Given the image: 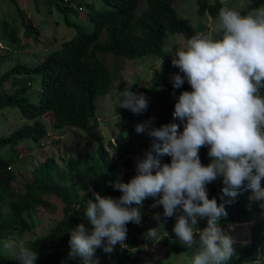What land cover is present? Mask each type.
Segmentation results:
<instances>
[{
    "label": "trees",
    "instance_id": "trees-1",
    "mask_svg": "<svg viewBox=\"0 0 264 264\" xmlns=\"http://www.w3.org/2000/svg\"><path fill=\"white\" fill-rule=\"evenodd\" d=\"M30 1L34 9L39 1L54 5L63 14V23L73 28V33L57 49L35 54L37 61L32 65L17 58H9L7 48L0 53V109L4 106L15 107L21 117L32 121L6 136H0V264H19L17 254L20 243L38 252L35 264H80L79 259L69 257L70 237L64 236L63 230L72 223L84 224L87 230L92 229L90 222L82 218L84 204L88 199H94L92 192L118 199L122 193L114 189L113 185L117 181L129 182L136 175L137 161L151 150L152 138L146 133L138 134L136 126L149 123L152 127L160 128L178 124L180 121L174 116V105L183 91H191L186 80L182 87L173 88V84L165 78L166 68L163 64L160 71L156 70L158 78L155 85L158 88L154 94L158 101L150 102L151 114L135 118L132 125L123 124L127 129L124 130L119 128L123 115L116 104L118 99L113 100L114 110L120 113L114 122L115 126H119L118 132L112 136L114 144L110 140L104 142L95 113L96 101L112 88L113 75L104 63L105 55L128 60L152 55L167 61L164 39L168 35L180 34L187 40L197 31L186 18L177 15L172 0H144L141 8V0ZM96 1L101 3L96 4ZM9 2L14 4L13 0ZM196 2L195 12L198 16L215 18L222 7L220 0ZM63 3L67 6H63ZM262 3L264 0H248L246 6L238 10L245 12ZM80 8L91 24L89 31L83 29L82 22L85 19L78 18L77 10ZM16 9V22L9 17L0 20V40L20 48L29 38L39 39V32ZM68 14L72 15V20ZM17 23L22 27V37L17 34ZM20 75L38 78L39 92L35 103L30 102L26 96L28 81L26 85L16 87V79ZM7 79H10L9 91L2 89ZM45 113L51 114L50 126L53 131L76 128L83 134L81 150L66 151L60 156L59 165L52 153L47 154L42 162L31 168L32 177L25 181L22 191L15 190L12 181L17 174L11 169V164L15 163V144L28 139L36 146H41L40 140L45 136L46 129L38 117ZM179 130L182 131L183 126ZM143 136L146 141L141 139ZM86 145L91 147L87 149ZM2 147H6V150H1ZM208 151L207 146L199 150L203 164L209 157ZM112 152L120 156L121 163L128 168L127 173L111 157ZM158 158L162 164L171 162L168 155ZM206 189L209 199L221 194L217 203L225 204L227 216L220 218L219 226L256 219L249 230L250 242L239 248L236 256L227 264H252L255 260L264 264V201L252 199L253 193L247 188L241 189L235 198L226 196L222 191V180L218 186ZM51 196L60 202L62 215L48 225L44 234L36 233L34 227L39 222L36 214L40 209L53 207L49 200ZM154 203L156 201L149 197L140 207L145 222L126 225L128 231L125 246H114L110 253L100 248L95 250L94 258L98 259L99 264H137L141 255H150L144 246L152 244L166 246L174 253H193L173 232L178 215L183 214L182 210L178 208L176 214L165 218L162 205L153 208ZM157 214L159 220L155 218ZM259 214L261 219L258 218ZM156 228H159V232H165L160 235L158 242L146 237L149 229ZM10 240L17 241V253L12 257H8L3 250L4 244ZM256 249L259 250L257 255Z\"/></svg>",
    "mask_w": 264,
    "mask_h": 264
},
{
    "label": "clouds",
    "instance_id": "clouds-1",
    "mask_svg": "<svg viewBox=\"0 0 264 264\" xmlns=\"http://www.w3.org/2000/svg\"><path fill=\"white\" fill-rule=\"evenodd\" d=\"M185 41L172 60L179 69L173 88L182 87L185 80L191 87L174 105V116L183 130L178 124L136 126L138 134L152 138L151 150L137 161L136 175L129 182L113 185L122 193L118 199L92 192L94 199L84 204L92 231L79 224L69 240V257L79 259L80 264H99L94 258L96 249L103 247L110 253L114 246L123 245L126 225L140 223V207L149 197L156 201L153 208L162 205L165 218L176 214L178 208L182 210L173 232L192 250L190 264H227L250 242L248 238L234 251L232 238L222 229L235 224L219 226L220 218L227 216L225 204L217 203L221 194L209 199L206 185L221 177L226 196L235 198L247 188L252 199L264 201V3L245 12L222 6L208 32H197ZM169 62L168 54L165 63ZM116 104L134 114L148 107L143 94L129 89L121 93ZM205 146L211 160L207 166L199 158V150ZM163 155L170 156L171 162L162 164L158 157ZM198 217L207 218L203 230L195 227ZM155 218L159 220V214ZM255 220L243 222L251 221L252 227ZM146 237L158 242L159 228L149 229ZM4 247L11 245L6 242ZM255 254H259L258 249ZM37 258V251L19 244V264H35Z\"/></svg>",
    "mask_w": 264,
    "mask_h": 264
},
{
    "label": "rangeland",
    "instance_id": "rangeland-1",
    "mask_svg": "<svg viewBox=\"0 0 264 264\" xmlns=\"http://www.w3.org/2000/svg\"><path fill=\"white\" fill-rule=\"evenodd\" d=\"M12 5L9 0H0V20L4 17H9L14 19L16 22V7L21 11L22 16L25 20H29L34 27L38 29V38L34 40L33 38L27 39L26 43L21 45V47H13L10 43H3L0 40V53L2 49L7 48L8 57L11 59H19L23 63L32 65L37 59L35 54L38 52L42 54L45 51H52L58 48V45L67 40L70 35H72L73 28L66 26L63 23V14L57 10L54 5H50L46 2L39 1L37 8L34 9L33 4L30 0H13ZM211 1V0H207ZM144 0H141L140 8L144 6ZM222 6H228L230 8L243 9L248 0H220ZM69 4L68 2H66ZM101 2L96 1V4ZM11 4V5H10ZM64 4V3H63ZM64 4L63 6H67ZM72 4V2H71ZM14 6V7H13ZM172 6L176 10L177 15L186 18L190 25L194 27L197 32H208L214 22V18L208 15L198 16L196 14L197 2L196 0H172ZM78 18L80 20L85 19V13L82 8L77 10ZM69 19H73L71 14H68ZM83 29L89 31L91 29L90 22L85 19L82 22ZM18 30L17 34L22 37V27L17 23ZM201 28V29H199ZM6 39V38H5ZM185 39L180 34L168 35L163 41V48L166 50L170 56L171 62L164 64L166 61L154 57L152 55H145L139 58L128 60L125 58H120L117 56L105 55L104 63L109 69L110 73L113 75L112 88L110 91L100 97L96 101V119L98 122L100 134L103 136L104 142L107 141L109 137H112L118 132V127L114 125L115 119H117L120 113L114 110L113 100L119 99L121 93L127 89L136 93L143 94L148 102V107L141 114H134L129 109L120 108V112L123 115L121 124L119 128L127 130L122 125L135 123V118L141 117L144 114H151L152 110L149 108L150 102L158 101L157 95L153 94L152 91L156 90L158 87L155 82L158 78L156 70H161L164 64L166 68L165 78L173 84L174 75L179 74V69L174 67L172 60L174 58L175 50L185 43ZM40 55L38 56V60ZM6 67V66H4ZM27 85L26 96L28 100L35 103L37 100V94L39 92V80L37 77H27L25 75H20L17 77V85ZM10 79L5 80L2 89L9 91L8 86H10ZM45 126L46 133L45 136L41 138V146H36L33 142L28 139H23L15 144L14 149V164H11V169L17 174L15 179L12 181V186L15 190L19 189L22 191V186L25 181L32 177L31 168L42 162L45 156L49 153L54 155L57 165L60 164V156L64 155L66 151L76 152V150H81V143L83 142V134L76 129H62L53 131L51 128V114L45 113L38 117ZM31 120H27L21 117L17 108L4 106L0 109V136H6L14 129L25 123H31ZM178 125L183 126L181 122ZM123 130V131H124ZM142 140H147L145 136L141 137ZM87 149L91 146L86 145ZM107 150H110L108 145H105ZM1 150H6V147H2ZM111 157L120 165L124 173L128 172L126 168L121 163V158L117 153L112 152ZM211 162L208 157L207 162L202 165L207 166ZM221 177H218L215 181L206 185L217 186L221 181ZM49 200L53 207H48L45 209H40L36 214L39 219L34 230L36 233L44 234L48 225H50L54 220H58L61 215V204L57 198L51 196ZM82 218H86L85 214H82ZM198 223L196 228L203 230L207 226V218H197ZM141 217L140 223L145 222ZM252 224L251 221H246L243 223H238L233 226H228L223 228V232L230 236L233 240L234 251L237 246L248 241V231ZM77 227L74 223L67 226L63 230V235L70 237V232ZM92 230H88L90 233ZM162 235L165 232H159ZM11 247H3L4 252L8 257H12L17 253V241L10 240L8 242ZM105 243V242H104ZM120 244V246H124ZM145 250L150 253V255H141L137 264H190L191 257L193 253L188 252H173L160 244L145 245ZM103 252V247L100 248Z\"/></svg>",
    "mask_w": 264,
    "mask_h": 264
}]
</instances>
